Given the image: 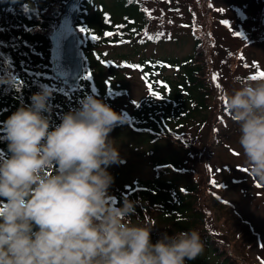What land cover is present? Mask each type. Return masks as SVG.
Returning <instances> with one entry per match:
<instances>
[{
    "label": "clouds",
    "instance_id": "9594fccd",
    "mask_svg": "<svg viewBox=\"0 0 264 264\" xmlns=\"http://www.w3.org/2000/svg\"><path fill=\"white\" fill-rule=\"evenodd\" d=\"M250 77L236 78L226 108L244 166L264 184V78ZM50 97L41 88L0 123V264H186L201 256L197 230L153 243L155 223L131 219L136 202L112 203L107 169L122 161L110 133L123 115L90 94L53 125Z\"/></svg>",
    "mask_w": 264,
    "mask_h": 264
},
{
    "label": "trees",
    "instance_id": "16d2710c",
    "mask_svg": "<svg viewBox=\"0 0 264 264\" xmlns=\"http://www.w3.org/2000/svg\"><path fill=\"white\" fill-rule=\"evenodd\" d=\"M66 1L0 0V123L17 108L29 105L30 97L41 88L51 92L47 115L53 125L60 123L64 113L78 108L85 95H95L112 108L124 93L115 67L131 64L141 66L148 90L135 102L124 124L146 134L151 142L168 139L187 149L199 143L201 131L211 124L207 118L209 98L214 96L217 102L222 98L218 71L210 63L214 60L206 43L193 35L191 50L183 57L148 56L130 61L128 54L119 53L115 55L121 60L118 66L114 53L108 50L113 46L138 52L156 43L158 38L152 41L151 5L172 0H82L74 26L82 39L84 71L76 89L65 93L61 80L52 77L49 35ZM81 28L97 38L90 39ZM109 32L112 35H106ZM177 42L184 43L181 38ZM107 69L110 77L105 75ZM167 70L172 72L166 74ZM153 92L162 98L157 99ZM6 152L7 144L0 138V154ZM154 170L152 177L134 179L109 193L112 203L120 206L124 199L136 202L131 219L133 223H155L153 243L165 234L197 230L205 249L186 264H238L228 243L206 224L199 205V183L192 178L186 182V172L176 160L156 163Z\"/></svg>",
    "mask_w": 264,
    "mask_h": 264
},
{
    "label": "rangeland",
    "instance_id": "374dc122",
    "mask_svg": "<svg viewBox=\"0 0 264 264\" xmlns=\"http://www.w3.org/2000/svg\"><path fill=\"white\" fill-rule=\"evenodd\" d=\"M151 7L155 31L152 41L161 40L139 48L138 52L110 46L108 50L114 53L116 66L121 61L115 56L119 53L128 54L130 61L148 56L183 57L190 52V41L195 35L206 43L208 54L214 60L210 59V63L218 71L219 95L225 103L219 99L217 102L214 96L209 98L207 118L211 124L204 127L200 142L192 148L180 147L168 139L151 142L146 134L124 124L148 87L138 69L124 66L131 64L115 67L124 93L112 109L123 115L124 123L110 133L122 162L107 169L113 177L109 193L134 179L152 177L156 163L179 161L186 172V182L192 178L199 183V205L206 224L228 243L238 264H261L264 261V184L252 178L244 166L238 128L227 111L226 95L239 86L234 82L237 77L264 71V0H172L162 4L154 2ZM222 21H228V26ZM180 38L184 43L177 42ZM170 72L167 70L166 74ZM105 75L110 77L108 69ZM213 180L215 185L210 183Z\"/></svg>",
    "mask_w": 264,
    "mask_h": 264
},
{
    "label": "water",
    "instance_id": "95a60500",
    "mask_svg": "<svg viewBox=\"0 0 264 264\" xmlns=\"http://www.w3.org/2000/svg\"><path fill=\"white\" fill-rule=\"evenodd\" d=\"M82 0H67L50 32L51 73L56 80H61L66 91H73L83 74L81 45L74 22Z\"/></svg>",
    "mask_w": 264,
    "mask_h": 264
},
{
    "label": "snow or ice",
    "instance_id": "6c2138e0",
    "mask_svg": "<svg viewBox=\"0 0 264 264\" xmlns=\"http://www.w3.org/2000/svg\"><path fill=\"white\" fill-rule=\"evenodd\" d=\"M222 23L225 24V26H228V23H229V22H228V21H222ZM80 31H81L82 33L86 34V35H89V36H90V39H96V38H97V37L94 36V35H90V34L88 33V30H87V29L81 28ZM106 35H112V33L109 32V33H106ZM236 35L239 36L240 33H239V32H236ZM241 59H242V57H241ZM124 66H126V67H131V68H136V69H138V70L141 68L140 65H124ZM245 67H247V65H245ZM84 78H85V79H88V78H90V76H85ZM250 78H251V79H260V78H264V71H259V72H257L256 74L252 75ZM215 79H216V76L214 75V76H213V80H215ZM217 87H219V85H217ZM152 94H153L157 99H161V98H162L161 95H160L159 93H157V92H153ZM210 183H212L213 185H215L216 182L213 180V181H210ZM261 264H264V261H262Z\"/></svg>",
    "mask_w": 264,
    "mask_h": 264
}]
</instances>
